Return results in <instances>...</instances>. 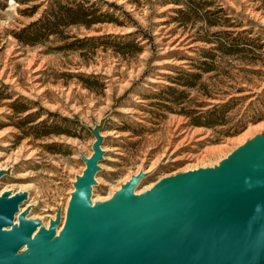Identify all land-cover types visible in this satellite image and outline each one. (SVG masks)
<instances>
[{"label":"rangeland","instance_id":"1","mask_svg":"<svg viewBox=\"0 0 264 264\" xmlns=\"http://www.w3.org/2000/svg\"><path fill=\"white\" fill-rule=\"evenodd\" d=\"M86 1L111 19L61 24L57 34L28 43L18 34L41 17L47 0H0V190L26 186L22 208L29 205V217L44 224L58 210L66 217L95 130L105 153L92 200L153 162L136 192L191 164H219L264 134V0ZM217 40L261 43L260 61L218 55L215 70L195 67ZM188 70L202 73L195 86L184 84ZM232 97L227 124L190 122L192 111Z\"/></svg>","mask_w":264,"mask_h":264},{"label":"water","instance_id":"2","mask_svg":"<svg viewBox=\"0 0 264 264\" xmlns=\"http://www.w3.org/2000/svg\"><path fill=\"white\" fill-rule=\"evenodd\" d=\"M93 134L63 223L61 210L48 227L29 218L26 191L0 193V264H264V134L219 164L136 192L149 175L140 170L95 203L105 151L100 131Z\"/></svg>","mask_w":264,"mask_h":264},{"label":"trees","instance_id":"3","mask_svg":"<svg viewBox=\"0 0 264 264\" xmlns=\"http://www.w3.org/2000/svg\"><path fill=\"white\" fill-rule=\"evenodd\" d=\"M24 2L25 0H21ZM49 7L43 12L40 18L31 22L26 29L21 30L18 37L21 41L35 43L41 41L45 36H51L57 34L56 27L61 24L79 23L87 27L92 26L94 23L109 21L111 16L109 13L100 12V8L91 10L92 6L96 5L98 2H94L90 5H86L88 1H70V0H47ZM100 12V13H98ZM44 22V23H43ZM43 24V26L39 25ZM43 27V28H42ZM45 29V30H43ZM134 32H129L125 34H104L100 36H93L90 38H109V37H122L128 38ZM128 46H134L138 51L142 50L143 46L139 43H134L133 41L124 42ZM263 48V44H254L252 41L247 40L243 43H227L222 40H217L214 49H202L203 59L199 60L200 63L194 64L204 72H211L216 69L215 62L217 61V56L224 58L230 57H240L241 59L252 64L259 62L262 53L260 49ZM123 48H121L122 50ZM118 48V51H121ZM257 51V52H256ZM186 75L189 77L184 83L185 85L195 86L197 84V79L202 76V73L195 70H188ZM206 95L212 96L210 90H206ZM236 98L232 97L228 101L213 103V105L207 109L195 110L191 112L190 122L196 125H203L208 127L225 125L230 121V116H228L229 111L232 108L231 102ZM245 128V126H244ZM229 133V132H228Z\"/></svg>","mask_w":264,"mask_h":264},{"label":"bare ground","instance_id":"4","mask_svg":"<svg viewBox=\"0 0 264 264\" xmlns=\"http://www.w3.org/2000/svg\"><path fill=\"white\" fill-rule=\"evenodd\" d=\"M263 125V124H262ZM243 139V138H242ZM239 141H241V140H239ZM243 141V140H242ZM241 141V142H242ZM104 151H105V149H103ZM91 155H89L88 157H90ZM165 156V155H164ZM108 157V156H107ZM109 158V157H108ZM158 161V160H157ZM154 165H156L155 164V162H153L150 166H149V168H148V172L150 171V170H152V168H153V166ZM100 166L102 167L103 165H102V163H100ZM4 166H3V164H0V169L1 168H3ZM85 168H86V163H85V166H84V169L82 170V171H84L85 170ZM195 168H198V164L196 165V164H191V165H189L186 169H184V170H191V169H195ZM139 172V170H137L136 172H134V173H131V174H128L125 178H124V183L125 182H127V181H129L130 179H131V177H132V175H134V174H137ZM83 173V172H82ZM98 174V173H97ZM96 181H100V177H98V175H96ZM101 182H103V181H101ZM150 184V183H149ZM155 184V182L154 183H151L150 185H148L147 187L145 186V188L144 189H142L141 191H139V192H142V191H144V190H146V189H149L150 187H152L153 185ZM27 189V187L26 186H20V189L19 190H17V191H25ZM74 189H75V186H74ZM73 189V190H74ZM112 189V188H111ZM115 190H117L116 188H115ZM115 190H112V191H110L111 193H110V195L109 196H107V197H101V196H98V197H96V198H93V202L95 203V202H98V201H104V200H107V199H109V198H111V196L116 192ZM3 192H5V189L4 190H0V193H3ZM70 200V199H69ZM69 200H68V204H69ZM28 204H31V203H28ZM68 204H67V206H68ZM67 206H66V208H65V210H67ZM27 207H29V205L27 206ZM26 207V208H27ZM25 208V207H24ZM21 209H23V208H21ZM35 217V216H34ZM37 217V216H36ZM29 218H33V217H29ZM53 218H55V216H53ZM64 219H65V215L63 216V218H62V223L64 222ZM49 223L50 222H45V225L48 227L49 226ZM59 228H61V227H59Z\"/></svg>","mask_w":264,"mask_h":264}]
</instances>
